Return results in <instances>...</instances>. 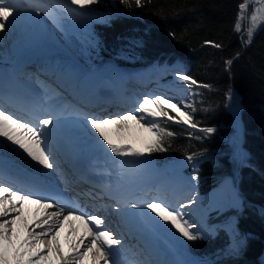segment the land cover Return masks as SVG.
<instances>
[{"label": "bare ground", "instance_id": "obj_1", "mask_svg": "<svg viewBox=\"0 0 264 264\" xmlns=\"http://www.w3.org/2000/svg\"><path fill=\"white\" fill-rule=\"evenodd\" d=\"M40 2L43 1L40 0ZM38 16L30 9L22 11L12 27L0 31V106L9 113L15 114L17 118H22L25 122L34 121L37 116L41 119L47 118L48 113H52L58 118V123L54 121L53 125L46 126L50 129L47 134V143L50 144L54 163L57 166L60 164L61 170L68 173L71 176L69 178L77 181L67 163L68 159H71L74 165L85 171L88 178L96 177L98 179L97 184L93 185L81 182L82 187L79 189L93 209L106 211L107 203L114 201L113 207L116 210L110 212L109 209L107 215L110 213L112 217L108 220L112 219L113 222L116 220L117 226H112L110 220L105 224V227L122 241L115 256V260L119 261V264H172V262L178 264L181 260L185 262L184 264H196L180 249L158 218H153L154 215L150 211H147L150 215L144 212V214H139L132 205L142 207L144 204L142 202L149 197L146 193L149 190H154L156 194L154 195L152 192V196L160 201H165L168 204L175 203L179 206L188 205L183 211L185 216L192 218L195 223L199 219H195L193 210L203 200L209 205L221 203L223 207L228 205L239 207L237 187L230 186L227 179H223L220 184L207 193L202 201H194L190 204L189 201L192 200L187 199L191 192L186 186L181 185L175 190H167L164 185L158 184V182L148 187L151 180L147 177L150 176V172L142 173L139 171L140 165L132 164L145 165L151 163H147V160L150 161V159L144 155L130 157L128 162L129 157H115L99 142L94 130L87 123L89 117L114 118L128 112L135 115L134 104L139 103L144 96H147L142 93L148 91H154L156 95L168 96L173 102L177 101L182 108H185L183 105H187V102L183 96L185 89L183 86L186 81L177 76V73L180 71L185 73L186 70L180 65H174V68L171 66V72L167 73L165 70H157L164 69L165 65L156 67L157 64H151L139 67L133 73L121 70L125 69L124 67L100 68V70L97 69L99 70L97 72L89 68L88 70L91 72L84 73L75 61L72 64L69 63L74 59L72 57L68 59L66 57L68 53L63 52L60 57L58 52L56 56L54 51L59 50L53 48V43L43 44L38 40L34 42L35 36L50 29L47 21L37 22ZM152 67L156 68L157 72L150 75L153 71L147 73L145 69ZM177 68H180V71ZM141 70L144 72H140ZM169 75H172L174 80H171ZM171 81L174 82L170 84ZM159 92H164V94ZM48 95L51 98H46ZM148 95L151 94L148 92ZM169 114L175 115L172 111ZM106 128L109 136L118 144L134 146L133 141L142 143L151 135L135 121H129L128 125L112 124ZM138 159L142 162H136ZM175 159L160 165L157 164L161 167L155 168L153 174L164 173L166 170H172L175 173L182 171L183 168L178 170L179 165L182 164L180 159ZM122 164L131 165H128V168ZM11 166L16 170H12ZM45 170L52 172L55 171V167L48 169L39 165L18 146L7 141L6 138L0 137V171L2 174H8L21 182L31 183L26 177L28 172L34 174ZM123 178L126 180L124 185L121 183ZM7 179L0 175V180L6 181ZM181 179L180 181L186 180L184 177ZM131 181L136 182L131 184ZM27 193L22 192L21 194ZM165 193L169 199L164 198L163 194ZM171 197L173 199H170ZM37 199L39 198L33 196V200ZM53 209L57 210L54 207L45 210L35 203H25L22 206L24 215L15 225L16 244L18 245L33 229L36 234H39L41 228L36 227L37 222L44 219ZM118 212L127 213L128 219L122 218ZM15 215L16 212H10L9 219ZM137 219L143 220L146 224L137 225L140 227L137 228L134 225ZM234 220H237L236 217ZM70 224L66 223L60 230L59 243L62 251L48 253L45 249L42 255L46 258L34 260V264H62L61 257L70 251H75L72 248V243L77 233L72 235L69 233L71 229L78 226V222L70 221ZM197 227L202 229L200 224H197ZM165 230L168 233H165ZM128 233L134 239L128 240V237L125 236ZM138 235L141 237L139 238ZM158 237L162 240L166 239V243L169 246L172 244L173 247L171 249L164 247L163 251H158L156 248ZM41 239L50 240L51 235L42 236ZM144 241H147L148 246L144 245ZM80 250H83V246ZM67 264H91V258L89 256L83 261H67ZM100 264H103V261ZM110 264L113 262L110 261Z\"/></svg>", "mask_w": 264, "mask_h": 264}, {"label": "trees", "instance_id": "obj_2", "mask_svg": "<svg viewBox=\"0 0 264 264\" xmlns=\"http://www.w3.org/2000/svg\"><path fill=\"white\" fill-rule=\"evenodd\" d=\"M244 2L143 0L142 7H129L122 0H95L86 6L100 15L89 17L85 26L94 47L89 45L91 65L110 68L182 61L188 75L198 82V129L162 120L160 126L175 135L166 139L167 151L151 156L163 163L195 154L202 193L239 170L243 207L224 209L213 220L227 223L237 218L241 233L237 254L230 251L223 227L215 235L189 241L165 224L182 250L199 264H264V26L250 43L243 26L239 32L234 30L239 5ZM232 91L239 94L242 104V146L247 156L240 163L234 151L237 122L229 107ZM207 128L214 131H203Z\"/></svg>", "mask_w": 264, "mask_h": 264}, {"label": "snow or ice", "instance_id": "obj_3", "mask_svg": "<svg viewBox=\"0 0 264 264\" xmlns=\"http://www.w3.org/2000/svg\"><path fill=\"white\" fill-rule=\"evenodd\" d=\"M94 2L95 0H71V3L78 5L80 9H84ZM122 2L129 7L132 4L137 7L143 6V0H122ZM258 2L264 4V0H258ZM247 6V0L239 5L240 13L237 23L234 25V30L237 32L241 30L240 21L244 18V10ZM29 9L37 13L45 11L40 0H0V31L12 27L16 23L19 14ZM70 11L76 10L71 9ZM260 20H264V9H257L256 13L251 16V27L247 29L249 42L255 26ZM205 43L216 48L222 47V45L212 41H205ZM227 63L231 64V61H227ZM177 76L188 81L189 87L198 84L191 76L182 73H177ZM199 86L210 87V85ZM229 98H232L231 92H229ZM183 107L195 111L191 105L185 104ZM170 111L175 115H169ZM135 112V115L128 112L114 118L89 117L87 123L94 130L99 142L115 157H141L146 153L167 151L165 141L175 133L167 128H162L158 122L161 119L186 124L191 128L197 127L190 112L182 111L181 105L173 103L172 99H165L164 96L160 95L154 97L144 96ZM54 121L58 123V118L54 114L48 113L47 118L41 119L37 116L34 121L25 122L22 118H17L15 114L9 113L0 106V137L6 138L7 141L18 146L32 161L52 169L55 167V163L51 155L50 144L47 143V134L50 129L46 126L53 125ZM129 121H135L137 125L151 134V139L147 141L145 147L137 148L129 144H118L113 141L106 131L108 125H128ZM142 121L144 123H141ZM203 131L211 133L214 129L207 128ZM194 155H189L187 159L192 160ZM5 183L0 180V218H3L0 219V264H34V260L46 258L42 255L45 249L48 253L53 251L60 253L62 251L59 243L60 230L70 221L78 222V226L71 229L69 233L70 235L77 233L72 243V248L75 251H70L62 256V264H67V261H83L89 256L91 264H100L101 261H103V264H110V261L113 264H119V261L115 260V256L116 250L122 244V241L117 239L112 231L107 230L105 221L101 216L87 213L77 214L81 211L78 208H68L67 215H64L66 211L64 207H60L58 211L48 213L44 219L36 224V227L41 228V232L36 234L34 229L29 231L28 235L17 245L15 225L24 215L22 206L25 203H35L46 210L53 207L52 198L43 196L38 192L21 194L22 189L18 188L13 191L12 187L5 186ZM37 195H40L41 199L33 200V196ZM190 203L192 201H189ZM187 206L174 207L165 201L158 202L156 200L143 204V208L149 210L159 221L174 228L186 240L193 241L200 238L198 235L199 230L195 223L185 218L183 209ZM132 207L136 208L140 205L134 204ZM10 212H16V215L9 219ZM49 234L51 235L50 240L41 239L42 236H48ZM82 246L83 250H80Z\"/></svg>", "mask_w": 264, "mask_h": 264}, {"label": "rangeland", "instance_id": "obj_4", "mask_svg": "<svg viewBox=\"0 0 264 264\" xmlns=\"http://www.w3.org/2000/svg\"><path fill=\"white\" fill-rule=\"evenodd\" d=\"M41 1H43L42 3H43V7H44L45 11L39 12V13L35 12L37 14V16L39 15L37 17V19H38L37 22L39 21L38 23H41L43 21H47L48 25L50 26V29H48L47 31H44V33L43 32L41 33V34H43L42 35L43 37L41 36V34H39V36L38 35L35 36L34 42H37V40H38L40 43H43V44L53 43V45H54L53 48H55L56 50H59V51H54L55 55L58 54V52H59L58 56L62 57L63 52H65V54L68 53V55L66 57L68 59H70L71 57L74 59V60L70 61L69 63L72 64L75 61L78 64V67H81V69L83 70L84 73L89 74V72H91L88 70L89 68L92 70H96V72L99 71L101 68L100 66L96 67V66L90 64L91 61H90V57L88 55L89 50H90L89 45H91V48H94V47H93V41L91 40V37L89 36L85 26H86V23L89 21V19H88L89 17L92 16L95 18H99L100 15L89 10L87 7L84 9H80L78 5L72 4L71 0H41ZM247 3H248V6L244 10V18H243V20L240 21V23H241V26H243V28H244L243 29L244 34H246V36L248 38L247 29L249 27H251V16L256 13L257 9H264V4L258 2V0H247ZM71 9H75L76 11H70ZM81 12L83 14H79ZM91 12H93V13H91ZM263 26H264V20H260L255 26V29L252 33V37ZM252 37H251V41H252ZM248 42H249V39H248ZM165 64L168 67L172 66L173 68H174V65H176V66L180 65L181 67H184V69L186 70V72L184 73L183 71H180V68H177L180 71V73L183 72L184 75H188L187 67L185 66V64L182 61H176L175 63H165ZM115 66L120 67V68L124 67L125 69H121V70H124V71L127 70L130 73H133L134 70H137V68H139V67L121 66V65H115ZM154 67L148 68L145 70L147 71V73H149L150 71H153V73H150V75H153L154 73L157 72L156 68H154ZM168 67H166V69L165 68L164 69L159 68L157 70H161V71L165 70L167 73H169L171 69H169ZM97 69H99V70H97ZM167 69H169V70H167ZM140 72H144V71L141 70ZM92 73H94V72L92 71ZM169 76L171 77L170 78L171 80H174L172 75H169ZM129 82H131V81H129ZM173 82L171 81L170 84H172ZM183 87H185V89H186V90L184 89V93H183V96L186 98V100L185 99L184 100L187 102V105L193 106L195 111H191L187 107H185V108L181 107V110L190 112V114L193 116V121L195 122L196 100L198 99L196 85L189 87V82L186 81L185 86H183ZM127 89H130V88H127ZM148 92L151 95H148ZM148 92L147 93L143 92L142 94L147 95L149 97H154V95L155 96L160 95V94L156 95V92H154V91H148ZM159 93H161V92H159ZM161 94H164V92H162ZM231 94H232V98L231 99L229 98V107H230L231 111L233 112V114L236 118V122H237V133L235 134V146H234L235 160L238 163H240V162L244 161L246 159V156H247L246 152L244 151L243 146H242V131H241V124H240V114H241V110H242V104H241L240 96L236 91H232ZM160 96H162V95H160ZM164 98L169 99L168 96H164ZM141 101H142V99H141ZM174 102L176 104L180 105V103H178L177 101H174ZM139 103L134 104V107H135L134 109H137ZM181 103H182V101H181ZM169 115H173V114H169ZM162 120H164V119H161L158 122L160 123ZM168 121L173 122L171 120H168ZM174 123H176V122H174ZM178 124H180V123H178ZM181 125H184L186 128H188L191 131H195L198 129V126L196 128H191L189 125H186V124H181ZM149 139H151V135L149 138L144 139V141L142 143H138L137 141H135V142L133 141V144L137 148H143L146 146V143ZM114 142H117V141H114ZM103 153H104V151H103ZM145 155L150 159V161L147 160V163L148 162H151V163H148L145 165L144 164L143 165L142 164H132V165H135V166L140 165L141 168L139 169V171H142V173L150 172V176L147 177V178H150V180H151L148 183V187L152 186V184L154 185V183L157 184L158 182H159L158 184L164 185L167 190H170V189L175 190V189L179 188L181 185L186 186L191 192V194H189V198L187 200L191 199L192 203L194 201H198V202H199V200L202 201L207 196L208 192L202 193L199 189V186H198L199 174L197 173V170L199 169V167L197 166L195 159L188 160L187 159L188 156L178 157L177 159H180V162L182 163L179 165L180 168L178 170L183 168L182 171H177L175 173L172 170H166L164 173L162 172L160 174L158 173L157 175H155V174H153V170L155 168L161 167V166H157V164L160 165V163L156 162L155 159L151 156V154L149 155L146 153ZM127 160L129 162L130 157ZM136 162L141 163L142 161L138 159V161H136ZM155 162H156V164H155ZM123 165H124V167H128L129 164H122V166ZM145 170H147V171H145ZM238 172H239V170L237 168L235 171V175L228 176L225 179H227V183L230 186L235 185V187H237L238 193H239V199L237 200L240 204L239 207H235L232 205H228V206L223 207V206H221V203L218 205H212V204L209 205L208 203L204 202V200H203L202 202H199L196 205V209L193 210L194 214H195L194 215L195 219H199L197 222H195V224L196 225L200 224L202 227V229H198L199 230L198 235L206 238L210 235H215L218 227H223L228 232V235L230 238V251L233 254H237V252H238L236 239L238 236L241 235L240 231L237 228V224H236L237 220L235 221L234 218H232L231 221H229L227 223H220V224L218 222L213 221V220H215V218L217 217L218 212L223 211L224 209H228V208L240 209L243 207V200H242V196H241V193H240L239 187H238V174H237ZM182 177H184V179H186V180L180 181V179ZM154 180H155V182H154ZM125 181L126 180L124 178L121 180L122 185H124ZM135 182L136 181H134V182L131 181V184L135 183ZM152 192H154V195L156 194L154 190L153 191L149 190L146 193L149 197L147 199H145L142 203L145 204V203L151 202L153 200H156L158 202L160 201L159 199L152 196ZM163 195H164L165 199L166 198L169 199V197H166V193ZM185 197H187V196H185ZM170 199H173V197H171ZM220 201H221V199L219 200V202ZM169 204L173 205L174 207L179 206L178 204H175V203H169ZM113 210L115 212L116 208L113 207ZM136 210L138 211L139 214H144V213L147 214L148 213L147 211H149V210L143 208V206L142 207L141 206L136 207ZM52 212H55V210L53 209ZM153 218H154V216H153ZM185 218L188 219L190 222L194 223L192 218H189L187 216H185ZM139 221H140V219L135 220L134 225L136 227H137V225H145L146 224L143 220H141L140 222ZM69 225H71L70 222H69ZM137 228H140V227H137ZM166 230H167V228H166ZM166 230L164 231L165 233L168 231V230L167 231ZM194 231H196V230H194ZM158 239H157V244H156V248L158 251H163L164 247H166L168 249H171V247H173V245L171 243H170L171 244L170 246L166 243V239L162 240L159 237H158ZM172 249L174 250V248H172ZM262 258H263V262H264V253L262 255ZM192 261H194L196 264H199L198 260H196V259H192ZM182 263L184 264L185 262L183 260H181V261H179L178 264H182ZM172 264H177V263L172 262Z\"/></svg>", "mask_w": 264, "mask_h": 264}]
</instances>
